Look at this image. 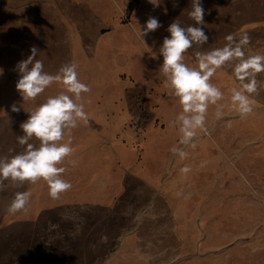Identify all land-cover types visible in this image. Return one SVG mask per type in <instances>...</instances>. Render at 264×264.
Wrapping results in <instances>:
<instances>
[{"label": "rangeland", "instance_id": "374dc122", "mask_svg": "<svg viewBox=\"0 0 264 264\" xmlns=\"http://www.w3.org/2000/svg\"><path fill=\"white\" fill-rule=\"evenodd\" d=\"M88 2L60 1L48 14L74 21L64 38L69 46L73 38L79 42V79L91 88L83 94L85 111L97 101L95 110L125 116L121 133L107 131L105 138L119 152L107 158L100 153L96 158L106 161L93 166L84 159L88 150L93 156L90 148L101 137L75 141L70 157L76 165H62L72 188L58 200L49 197L43 180L0 192V264H264V90L255 97L253 113L240 119L230 107L237 82L229 71H218L211 82L224 92L225 116L217 121L211 106L208 134L180 161L170 149L182 147L172 123L181 109L159 71V48L171 23H161L143 41L139 33L149 17H161L160 7L138 0L129 13L125 0ZM17 14L0 6V16ZM79 16L105 22L81 23ZM196 50L194 45L187 52ZM245 51L264 53V39L252 37ZM10 54L0 44V156L8 157L22 149L18 120L7 118L11 106L30 110L63 90L54 83L35 101L23 102L15 85L16 66L25 57ZM257 78L264 81V73ZM186 164L192 171L185 177L179 169ZM17 191H31L30 202L9 214Z\"/></svg>", "mask_w": 264, "mask_h": 264}, {"label": "clouds", "instance_id": "9594fccd", "mask_svg": "<svg viewBox=\"0 0 264 264\" xmlns=\"http://www.w3.org/2000/svg\"><path fill=\"white\" fill-rule=\"evenodd\" d=\"M158 6V0H149ZM177 0H173V7ZM188 16L194 21L187 27L174 20L167 32L170 36L163 39L159 55L163 63L159 67L165 78L164 84L168 94L179 102L180 111L172 122L178 129L179 145L173 146L170 152L180 161L188 158L187 148H195L196 140L201 134H208L207 118L209 108L215 107L214 118L223 120L225 105L221 103L224 92L211 82L220 70L229 71L238 86L230 89V107L240 119H245L254 111L255 97L264 90V81L258 80V75L264 73V53L245 51L251 44L247 32L230 33L224 37L220 47L211 50L195 52V66L185 62V53L194 45L203 48L209 41L205 34V9L202 0H191V11ZM162 24L155 17H149L146 26L140 31V38L155 32ZM40 50L33 46L31 55L21 60L16 70L19 79L16 90L26 101H35L45 90L54 83L62 86L58 94L49 96L45 102L33 110H25L28 118L20 124L22 134L17 137L23 151L8 156H0V192L12 186L23 187L26 183L34 185L43 180L48 187V195L53 200L71 190L72 184L64 179L66 168L61 166L66 161L72 166L75 160L72 156V141L63 142L65 135L88 120L85 105L82 103L83 94L90 93L91 88L81 82L77 64L72 61L62 65L53 75L44 71L43 61L37 59ZM12 112H19L20 107L15 103ZM231 127V122L227 123ZM30 141H38L31 143ZM10 151H13L10 149ZM192 171L190 165L179 169L182 176ZM9 182L6 184L5 182ZM31 191H17L7 206L9 214L24 211L31 199ZM178 196L183 192H178ZM106 239V238H103Z\"/></svg>", "mask_w": 264, "mask_h": 264}, {"label": "crops", "instance_id": "0c3cea01", "mask_svg": "<svg viewBox=\"0 0 264 264\" xmlns=\"http://www.w3.org/2000/svg\"><path fill=\"white\" fill-rule=\"evenodd\" d=\"M60 1L65 2V0H0L1 8H7L11 11L16 8L18 13L17 15L0 16L1 46L11 52V56L14 57L15 55L18 58L24 56L25 59L31 55V48L36 46L40 50L37 59L43 61L44 71L53 75L66 63L74 61L78 67L80 65L76 60V47L80 49L79 42L76 43L73 38L72 45L69 46L66 44L64 38L67 33L66 26L73 24V19L48 14L50 9H55L59 6ZM81 1H87V5H89V0ZM161 1L163 3L161 6L159 4L158 6L152 5L157 11L159 9L158 7H160L161 17L155 16L160 23L168 25L174 20H177L183 27L194 24V21L188 16V12L191 11V0H177V6L175 8L173 7V0ZM165 1L169 3L167 7L164 6ZM129 2L131 0H125L126 5ZM159 2L160 0H158ZM202 4L205 9L204 31L209 37V43L204 45L203 48H200L201 51H207L217 47L215 46L217 41H221L223 45L226 35L238 31L247 32L251 38H258V40L264 39V0H202ZM62 5L65 6L64 3ZM78 20L81 23H88L91 20V22L96 24L98 22H105V19L98 16L93 19L88 16H79ZM96 31L97 28L94 27L92 32L95 33ZM78 41H80L79 38ZM210 41H215V43L211 44ZM196 51L185 53V62L189 66H195L196 64L194 55ZM133 52L136 55L137 51L134 50ZM119 56H121V53ZM126 56H129V59H131L132 52L130 51ZM128 69H132V61H129ZM87 104H90V111H86L89 117L88 120L66 134L63 142L71 139V146L73 148L75 141L79 143L83 142L90 135L93 137H101V140L90 148L93 156L88 155V150L87 159H84L93 161L92 165L98 166L100 160L106 161L107 153L112 155L115 152H119L114 147L115 141L108 139L109 142H106L105 138L108 135L107 131L111 136L121 133V121L125 116L115 110H95L94 105L98 104L97 101H92ZM35 107L37 106L34 105L30 110H33ZM7 118L17 119L20 129V124L28 118V113L20 107L18 113H8ZM18 151L22 152L23 148ZM100 153L106 156L104 160L102 158H96ZM72 158L68 157V160H72ZM63 165L70 164L66 161Z\"/></svg>", "mask_w": 264, "mask_h": 264}, {"label": "trees", "instance_id": "16d2710c", "mask_svg": "<svg viewBox=\"0 0 264 264\" xmlns=\"http://www.w3.org/2000/svg\"><path fill=\"white\" fill-rule=\"evenodd\" d=\"M138 2V0H131L129 7H128V12L130 13L132 11V5L136 4Z\"/></svg>", "mask_w": 264, "mask_h": 264}]
</instances>
